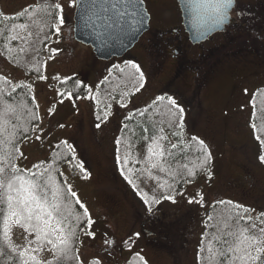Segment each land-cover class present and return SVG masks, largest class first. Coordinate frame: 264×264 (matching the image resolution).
<instances>
[{
	"label": "rangeland",
	"instance_id": "374dc122",
	"mask_svg": "<svg viewBox=\"0 0 264 264\" xmlns=\"http://www.w3.org/2000/svg\"><path fill=\"white\" fill-rule=\"evenodd\" d=\"M37 2L0 0V7L7 15H17ZM60 2L65 24L59 42L49 45L60 51L48 59L50 53L40 46L46 60L42 73L46 79L34 82L33 93L41 121L37 132L23 146L20 164L26 169L40 162L47 164L55 145L61 141L75 147V159L78 164L83 163L86 171H66V182L95 222L91 226L94 238L80 235L79 256L85 264H129L137 253L147 264H200L206 209L216 201L231 200L256 214L264 212V163L259 160L264 145L256 139L257 132L251 126V101L257 90L264 88V55L258 58L254 54L245 31L232 40L231 34H237L232 32L233 28L211 42L193 44L189 38L183 40L184 45L161 42L154 37L156 29L165 31L182 21L180 17L177 20L173 8L160 9L169 0H149V8L155 15L159 10L162 20L154 19L151 33L141 37L124 57L101 61L91 47L74 38L75 7L69 6V0ZM204 54L207 55L203 59ZM131 63L138 64L143 72V87L131 90L130 93L134 92L131 99L123 102L126 107L116 103L106 120H97L93 100L57 95L60 81L56 77H77L91 86L94 95L105 77L117 70L116 66L128 69ZM0 72L15 82L28 79L27 72L14 67L3 54ZM158 96L175 98L184 109V134L198 137L208 145L212 153L211 178L204 174L188 183L181 192L183 195H177L173 203L159 195L167 192L159 190L158 182L147 174L130 175L129 179L141 193L148 192L149 198L153 189H157L155 195L161 202L153 204L149 212L137 189L125 179L127 169L124 174L120 171L117 156L124 153L125 145L122 141L118 153L116 140L127 113L151 105ZM35 135H40V140ZM146 144L131 152L130 160L134 157L143 161ZM128 167L146 165L130 162ZM156 174L162 180L168 179ZM197 193L203 194V205L188 202ZM146 231L154 236L153 240ZM26 236L21 226L13 227L14 244L24 245ZM106 239L113 243L106 244ZM41 256L51 259L50 252Z\"/></svg>",
	"mask_w": 264,
	"mask_h": 264
},
{
	"label": "snow or ice",
	"instance_id": "6c2138e0",
	"mask_svg": "<svg viewBox=\"0 0 264 264\" xmlns=\"http://www.w3.org/2000/svg\"><path fill=\"white\" fill-rule=\"evenodd\" d=\"M234 4L235 0H200V7L207 11L212 22L217 26L223 25L230 19V9ZM69 6L81 5L77 0H69ZM86 7L92 17L102 22V27L133 33L139 31V26L145 22L143 0H90V5ZM17 16L23 18L24 22L14 23L11 26L4 23L0 26V40L4 41L0 54L6 53L10 60L24 64L25 67L31 65L30 71L40 73L41 68L36 59L41 50L40 46L43 45L45 51L50 53L48 59L54 58V55L60 51L57 48H50L49 45L59 42L61 28L65 24L63 4L60 0H38L36 4L23 9ZM9 19L14 18L3 16L4 21ZM28 56H31V60L26 59ZM44 63L46 64V60ZM116 69L120 76L113 77L116 81L115 86L106 88L103 94L97 91L93 95L91 86L76 82V85L86 87V95L78 98L94 101L97 120H106L110 115L112 105L107 101L116 99L113 93L122 83L130 81L138 85L135 91L143 87L144 76L138 64L131 63L127 72L125 68L119 66H116ZM109 75L112 76L111 73ZM38 79H46V76L39 75ZM56 79L61 84L67 85L72 77L62 79L56 77ZM0 81L3 82V86H0V259H4L7 264H81L77 247L79 237L83 234L94 238L95 234L91 231V226L95 222L91 219L87 208L80 202L77 193L72 191L71 186L66 182L63 187L61 186L56 178L58 170L53 167L58 160H64L72 165L75 147L67 141H61L55 145L60 151L53 154L51 162L48 164L40 162L28 169L21 168L18 161L24 154L20 150V145L32 138L30 133L37 132L41 118L29 107L26 100V97L35 99L32 84L13 83L4 76H0ZM102 83L109 84V78L106 77ZM17 89L22 91L18 92ZM129 94L128 91L120 93L118 103L121 107L127 106L123 100ZM260 94L264 95V93ZM57 95L71 99L73 91L65 88L58 90ZM165 101L164 115H167L168 119H153V113L160 115L159 107L164 105ZM152 103L156 106L153 113L149 112L152 106L139 111L141 117L147 114V118L138 125L143 134L137 136L135 130H129L137 140L147 142L143 161L134 157L130 160L133 144L127 139L124 140V153L117 156L121 173L124 174L127 169L128 175H125V179L137 189L149 212L153 210V204L161 202L155 195L157 189H153V195L149 198L147 192L141 193L132 179H129L130 175L147 174L158 182L159 190L167 192L163 195V199L175 203L172 192L176 190L177 180L191 183L190 178H195L198 173H204L211 178L212 164V153L204 140L195 136L189 141L184 139V109L176 99L170 96H158ZM251 103L255 117L257 107L255 95ZM49 114H52L51 108ZM134 116L135 113L126 119L131 120ZM259 121L261 126H264V103L261 106ZM96 126L100 127L99 124ZM165 126L176 142L165 134ZM251 126L253 129L258 127L256 123ZM60 127L64 125L61 124ZM122 127L128 128V125L124 124ZM40 131L42 132V129ZM40 138V135H35L36 140ZM256 139L264 145V139H261L260 135H257ZM121 143V139L118 138L116 140L118 153ZM192 144L195 147L192 155L189 156L188 150ZM61 145L64 147L61 148ZM259 160L264 163V154L259 156ZM130 162L133 165L143 164L146 167H128ZM76 166L86 171L83 163ZM156 173L168 179L162 180L161 175ZM84 178L88 176L85 175ZM169 179L172 182H169ZM176 194L183 195L181 192ZM70 198H75V203L82 209L83 220L81 214L69 210ZM188 202L203 205V194L197 193V196L189 199ZM212 207L214 214L209 215L208 220L213 223L208 226L213 230L204 234L206 240H202L199 249L201 264H264V213L253 216L251 214L253 209L231 200L216 201ZM14 226H21L32 239H27L26 236L27 242L24 245L14 244L11 239ZM136 235L139 236V233ZM105 243L111 245L113 241L106 239ZM45 251L51 253V259L42 258L41 253ZM136 255L143 260L139 253ZM144 264L147 262L145 261Z\"/></svg>",
	"mask_w": 264,
	"mask_h": 264
},
{
	"label": "trees",
	"instance_id": "16d2710c",
	"mask_svg": "<svg viewBox=\"0 0 264 264\" xmlns=\"http://www.w3.org/2000/svg\"><path fill=\"white\" fill-rule=\"evenodd\" d=\"M9 16V17H13L14 19H9L7 21H4L3 20V16ZM27 15V14H26ZM24 22L23 18H20L18 17L17 15H7L5 14L1 7H0V26H3L4 23L8 24V25H12V24H19V23H22ZM3 43L4 41L0 40V50H2V47H3ZM44 52L42 53H39L40 55L36 57V59L39 61V66L41 68V71L40 73H36L35 71H30L29 68L31 67V65H28V67H25L24 64H17L15 61L13 60H10L8 58V54L6 53H2L4 57H6V59H9V61L12 63V65L18 69H21V70H24L25 72H27V77L28 79L27 80H24L23 82L24 83H28V84H32L33 86V89H34V82L38 79H31V77H38L39 75H42L43 73V64H44V60H45V57H44ZM27 60H31V56H28L26 57ZM126 72L130 70V67L127 69L125 68ZM110 74V73H109ZM107 75L106 77L109 78V81L110 83L109 84H104L102 83L101 86L97 87L94 95L96 94L97 91H99L101 94H103L105 92V89L106 88H111V87H114L115 84H116V81L113 80V77H117L119 78L120 74L116 71H112L111 74L112 76L110 75ZM0 76H4V77H7L9 80H12L11 78H9L7 75H5V73H2L0 72ZM105 77V78H106ZM105 80V79H104ZM103 80V81H104ZM13 81V80H12ZM79 81L80 84L86 86L85 82H81L77 77H72V80H70L68 82L67 85H63L61 83H59V86H60V90H64L65 88L69 89V90H72L73 91V97L74 98H78V97H84L86 95V87H80L78 85H76V82ZM13 83H20V82H15L13 81ZM126 85V86H125ZM0 86H3V82L0 81ZM138 86L136 84H134L133 82H130V81H125L124 83L121 84L120 88L117 89V91L115 93H113V95L116 96V99L115 100H111L109 99L107 101V103H111L112 107L110 109V111L112 110V108L115 106L116 103H118L119 99H120V93L122 91H128L129 93L131 92L132 89H135V87ZM259 90V92H258ZM257 90V92L254 94L255 95V98H256V103H257V107L255 109V112H256V116L254 117L253 116V112H254V108H253V112H252V124L253 123H256L257 124V129H255V131L257 132V135H260L261 136V139L264 138V126H261L260 124V121H259V117L261 116V106H262V103H264V95H261L260 93H264V88H259ZM18 92H21L22 90L21 89H17ZM34 94V93H33ZM133 94H129L127 97L124 98L123 102H128L129 99H131V96ZM26 100L28 102V105L29 107L32 108V110L34 112H36L38 115V109H37V104H36V100H32L30 97H26ZM165 105H166V101L164 102V105H161L159 107V112H160V115H156L155 113H153V109L156 108L155 105H153V103L149 106H152L149 108V112L150 113H153V119H164V120H167L168 117L167 115H164V112H165ZM149 106H146V107H149ZM145 107V108H146ZM145 108H142V109H136V110H131L127 113V115L124 117V120H123V125L124 124H127L128 125V128H123L122 127V130H121V133H120V139L121 141H124L125 139L129 140L132 144H133V147L131 148V152L135 153V151L138 149V147H140V149L143 147V145L146 143L144 141H140V140H137V137L136 136H133L132 133L129 131L130 129L131 130H135L137 136L139 135H142L143 133L141 132V129L138 127V125L144 121L146 118H147V114L145 117H141L139 115V111H142L144 110ZM95 109H96V106H95ZM97 112V111H96ZM135 113V116L133 117V119L129 120V119H126V117H128L129 115ZM40 117V116H39ZM35 123V122H34ZM34 126V124H33ZM147 126V125H145ZM165 134L169 135V139L172 140L173 142H176L175 141V138L171 137L170 135V132L168 131L167 127L165 126ZM30 135H32L30 133ZM191 137H187L185 134H184V139L186 141H189ZM28 140V139H27ZM25 140L21 145H20V150L23 152V146L25 144V142L27 141ZM64 146L61 145V148H63ZM195 145L192 144V146L189 148L188 152H189V156L192 155L193 153V149H194ZM60 151V149H57L56 147L53 149L52 151V156L50 157V159L47 161V164L49 162L52 161L53 159V154L54 153H58ZM264 154V152L262 153ZM73 164L72 165H69L66 161L64 160H58L56 161L55 164H53V167L55 169H57V173H56V178L58 180V182L61 184V186L63 187L65 182H66V171H69L71 170V172L73 173H76V171H82L80 170V168L78 169V167L76 165H78V161L75 159V155H73ZM21 160V159H20ZM20 160L18 161V164L21 168H24L22 167V165L20 164ZM181 162H185V161H181ZM46 163V162H45ZM26 169V168H25ZM78 169V170H77ZM62 174V175H61ZM204 173H198L196 175L195 178H190L192 179V182L196 181L197 179H199L201 176H203ZM172 182V181H170ZM67 184V182H66ZM188 183H183V181L181 180H177L176 182V190L172 192V195H174L175 197L177 196L176 192H182L183 189L187 186ZM157 192V191H156ZM148 193V192H147ZM153 194V192H152ZM156 194V193H155ZM161 195V197L163 196V194H159ZM166 195V194H164ZM70 201H71V204H70V211H73L75 213H79L81 214V219L83 220L84 217L82 216V209L80 208L79 205H77L75 203V198H70ZM215 204V203H214ZM213 204V205H214ZM264 213V212H262ZM214 214V209L212 207V205L206 209L205 211V214H204V218H205V226H204V234L206 232H211L213 229L211 227H209L208 225H211L213 223V221H209L208 220V216L209 215H213ZM253 216H256L260 213H254V211L251 213ZM203 240H206V238L203 236ZM79 245H80V237H79V243L77 245V247L79 248ZM80 261H81V264H85L82 259L80 258ZM200 264H201V254H200ZM0 264H7V262L4 260V259H0ZM129 264H144L143 260L139 259V257H137V255H133L132 258H131V261Z\"/></svg>",
	"mask_w": 264,
	"mask_h": 264
},
{
	"label": "water",
	"instance_id": "95a60500",
	"mask_svg": "<svg viewBox=\"0 0 264 264\" xmlns=\"http://www.w3.org/2000/svg\"><path fill=\"white\" fill-rule=\"evenodd\" d=\"M77 3L81 6L75 7L74 11V38L78 43L91 47L98 60L110 61L124 57L150 30L151 16L144 0L145 22L139 26V31L133 33L102 27V22L92 17L86 7L90 5V0H77ZM179 6L183 26L189 34L190 41L193 44H200L213 35L224 32L230 24L231 11L235 4L230 9V19L219 26L215 25L207 11L200 7V0H179Z\"/></svg>",
	"mask_w": 264,
	"mask_h": 264
},
{
	"label": "flooded vegetation",
	"instance_id": "af4514ba",
	"mask_svg": "<svg viewBox=\"0 0 264 264\" xmlns=\"http://www.w3.org/2000/svg\"><path fill=\"white\" fill-rule=\"evenodd\" d=\"M144 1L146 3L147 10L151 16V20L150 30L147 31L143 36L151 33L153 29L152 22L154 21V19H157L158 17L159 19H161V17L163 16L162 13L159 12V10L157 11L158 13H156L157 15H155V11L149 8V5L151 4H149V0ZM166 8H173L176 13L177 20L180 17L182 22L180 25L178 24L177 27L172 26L171 28H168L165 31H160L159 29H156L157 34L156 36L154 35V37L159 38L161 42L167 40L170 43L174 41L178 42L180 45H184L183 40H188V38L190 40V37L183 26V18L179 6V0H169V2L160 9L164 10ZM231 28H233L232 32H237V34H231V39L234 40V38H236L235 35H238L242 31H245L246 37L248 36L249 41L253 44V47L255 49L254 54H256L258 58H261L264 55V0H235V6L231 11L230 24L226 27L224 32L213 35L206 42H211L218 36L225 35L226 33L230 32ZM163 35L165 38H163ZM151 40L152 39H150L149 42H153ZM206 55L207 54H204V56L202 55L203 59L206 58ZM147 234L150 240L154 239L153 235L148 232Z\"/></svg>",
	"mask_w": 264,
	"mask_h": 264
}]
</instances>
